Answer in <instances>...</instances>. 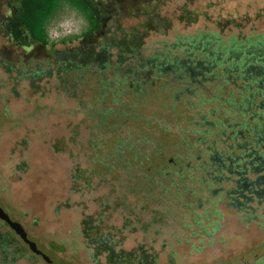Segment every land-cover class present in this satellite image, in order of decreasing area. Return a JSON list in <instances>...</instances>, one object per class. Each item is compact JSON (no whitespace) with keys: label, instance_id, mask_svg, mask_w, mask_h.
<instances>
[{"label":"rangeland","instance_id":"374dc122","mask_svg":"<svg viewBox=\"0 0 264 264\" xmlns=\"http://www.w3.org/2000/svg\"><path fill=\"white\" fill-rule=\"evenodd\" d=\"M90 1L0 0V35L19 26L12 21L20 12L38 41L25 55L0 36V60L99 46L140 25L143 4L155 0ZM160 1L155 12L169 27L146 34L134 58L113 57L116 48L112 64H122L95 69L110 87L99 110H120L106 118L113 146L123 143L119 160L107 159L111 145L94 147L105 130L84 122L78 108L79 100H94L96 86L72 98L25 84L12 91L15 79L0 65V207L46 257L13 231L12 264H117L124 254L130 261L120 264H264V199L238 204L243 199L231 193L238 175L215 160L230 152L224 123L240 119L236 88L220 75L194 84L186 73L157 77L137 65L177 40L216 35L222 48L232 39H264V0ZM91 6L104 13L100 26ZM184 8L198 14L196 23L178 19ZM130 66L139 72L128 73ZM8 230L0 221V234Z\"/></svg>","mask_w":264,"mask_h":264},{"label":"trees","instance_id":"16d2710c","mask_svg":"<svg viewBox=\"0 0 264 264\" xmlns=\"http://www.w3.org/2000/svg\"><path fill=\"white\" fill-rule=\"evenodd\" d=\"M79 1L87 7L90 6V0L89 2L87 0ZM20 2L22 3V0ZM159 2L161 1L155 0L143 4L145 19L133 30H120L117 36H110V38L105 36L106 39L104 38L102 42L100 41L99 46L89 44L74 51L66 50L61 52L55 50L52 52L51 59H35L31 57L24 60L28 50L37 45L38 41L26 29L25 20H22L23 14L19 12L16 17H13L14 21H12L14 23L16 21L21 22L18 23L19 26L13 29L7 25V32L4 28L7 33L5 37L2 34L0 35L1 38H4L9 43H13L17 47L20 46L19 48L22 47V51L26 53L23 56L20 55V60L17 62L0 60V65L8 73L9 78L12 77L13 79L14 77L15 79L16 86L12 88V91H17L19 84H25L34 90L43 89V92L52 90L60 95L66 94L72 98L83 96L84 86L89 88L96 86V92L93 94L94 100L89 105H86L83 100H79L78 108L84 113V122L94 119L96 121L95 126L100 130H105L101 137H98L96 142H94V147L100 149L111 145L110 150L112 151L110 153L106 152L108 154L107 159H112V162L114 158V160H119L118 158L123 155L121 150L123 143L116 141L113 146L111 137L107 136L109 131L106 130L108 128L106 118L111 113L118 114L120 110H114L113 108L105 109L103 112L99 110V104L105 99L110 87L108 86V80L99 75V72L95 69L111 70L121 65L122 63L114 66L112 64L113 54L111 52H114L116 48L118 49L117 54H114L113 57L121 59L123 54H125L134 58L135 53L138 52L136 49L141 46L143 43L142 38L146 34L149 32H161L169 27V23L155 12ZM17 8L25 9V6L22 4V6L20 5ZM90 11L100 26V19L104 13H102L100 8L92 6ZM178 19L187 20L188 23H196L198 14L193 10L184 8L182 16L180 15ZM0 27H3L1 23ZM88 37L85 39H90ZM220 44L221 42L216 35L201 38L198 41L177 40L173 46H169L163 52H160L159 59L152 57V60L146 61L143 65L139 63L137 65L150 71V73H154L157 77L162 74L171 75L172 73L182 77L186 73L189 75L190 83L198 84L199 78L202 79L199 82H206L212 79L216 80L219 78L218 75H220L224 81L232 83L236 88V97L240 101L238 107L240 119L235 124H228L226 121L223 125L225 132H222V134L227 137L228 141L226 143L230 142V152L236 151L238 154V152L244 150L242 147L244 144L255 146L253 154L257 160L253 164L264 171V39L249 37L246 42H238L232 39L222 48ZM177 47L183 49L185 57H175L172 48L176 49ZM198 52L203 54L199 55ZM195 53L198 54L196 55ZM135 70L137 72L133 70L132 66L126 68L128 73L137 74L139 68L137 67ZM89 81V85H86ZM70 109L74 112L72 108ZM74 109L76 110V108ZM248 150L251 152L250 149ZM78 178L79 175H76L75 181ZM252 193V197L248 201L240 197L243 202H238L237 200L236 203L238 202V204L244 206L253 199L257 203L264 199L263 193L259 195ZM2 222L5 223L4 221ZM11 234H15L13 230L0 234V264H12L13 259H15L13 258L15 254L10 246ZM109 247L107 250L108 260L110 262L115 261L113 247L110 245ZM124 255L122 259H119V262L116 261L117 264H120L121 260L124 262L130 261V258H127V254Z\"/></svg>","mask_w":264,"mask_h":264},{"label":"flooded vegetation","instance_id":"af4514ba","mask_svg":"<svg viewBox=\"0 0 264 264\" xmlns=\"http://www.w3.org/2000/svg\"><path fill=\"white\" fill-rule=\"evenodd\" d=\"M246 146H248V148H246ZM242 147L244 150H241L238 154L236 151H231L228 156L215 158V160L219 166L227 170L228 174L238 175L239 180L236 181L237 189L231 193H236V197H242L248 201L250 197H252V192L258 195L261 193L264 194V171H262V168L256 167V165L253 164V162L257 160L253 154L255 152V150H253L255 146L252 147L250 144H244ZM248 149H250L251 152H249ZM250 174H252V177L249 176Z\"/></svg>","mask_w":264,"mask_h":264},{"label":"water","instance_id":"95a60500","mask_svg":"<svg viewBox=\"0 0 264 264\" xmlns=\"http://www.w3.org/2000/svg\"><path fill=\"white\" fill-rule=\"evenodd\" d=\"M0 220L4 221L20 238L26 243L32 252L42 255L45 259L46 257L39 251L34 242L28 240L27 234L21 224L18 222L12 221L9 215L0 207Z\"/></svg>","mask_w":264,"mask_h":264}]
</instances>
